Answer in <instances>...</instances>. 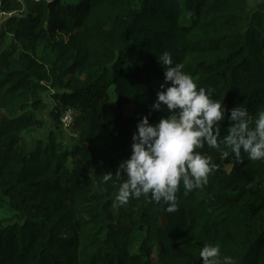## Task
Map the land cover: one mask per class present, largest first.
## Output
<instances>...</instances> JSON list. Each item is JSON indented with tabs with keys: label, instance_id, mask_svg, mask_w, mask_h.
<instances>
[{
	"label": "trees",
	"instance_id": "trees-1",
	"mask_svg": "<svg viewBox=\"0 0 264 264\" xmlns=\"http://www.w3.org/2000/svg\"><path fill=\"white\" fill-rule=\"evenodd\" d=\"M250 2L0 0L13 13L0 28V264H202L206 244L219 245L221 264H264V160L205 143L196 151L215 170L202 188L181 183L174 212L151 194L115 200L138 121L167 116L151 108L161 53L227 110L245 107L254 128L264 111V0ZM70 110L80 132L72 151L61 140ZM46 112L56 130L35 137ZM229 126L220 122L218 142ZM106 172L112 180L100 184Z\"/></svg>",
	"mask_w": 264,
	"mask_h": 264
},
{
	"label": "clouds",
	"instance_id": "clouds-1",
	"mask_svg": "<svg viewBox=\"0 0 264 264\" xmlns=\"http://www.w3.org/2000/svg\"><path fill=\"white\" fill-rule=\"evenodd\" d=\"M164 69V82L151 105L152 110L167 112L157 123L147 115L137 123L132 135L131 155L120 162L117 174L126 176L115 200L126 205L130 198L151 194L155 203L168 205L169 213L176 210L177 192L182 183L185 192L202 188L216 165L197 149L206 143L224 152L221 144L230 148L237 161L264 160V111L258 113L254 128L249 127V113L243 106L227 110L220 100L212 98L210 90L197 86L191 75L183 71V63H174L170 52L157 56ZM230 111V115H225ZM230 126L223 141L220 122ZM226 154V153H225ZM112 180V173L100 177L99 183ZM199 256L202 264H221L219 245H204ZM223 264H233L224 257Z\"/></svg>",
	"mask_w": 264,
	"mask_h": 264
},
{
	"label": "rangeland",
	"instance_id": "rangeland-1",
	"mask_svg": "<svg viewBox=\"0 0 264 264\" xmlns=\"http://www.w3.org/2000/svg\"><path fill=\"white\" fill-rule=\"evenodd\" d=\"M262 2V0H251L250 4L251 7L256 8L259 7V4ZM3 22H0V28L2 26ZM50 102V101H49ZM51 108L53 106L52 102H50ZM39 117L42 118L46 122V128L39 133L37 136L38 138L47 139L50 132L53 130H56L55 125L53 124L52 120L50 119V113L46 112L45 114H39ZM62 136L61 140L63 141V146L68 148L70 151H72V148L74 145L78 144L80 139V132L77 131L74 133L72 129L66 130L64 128L61 129ZM31 139V138H30ZM78 140V141H77ZM32 145H35V140H32Z\"/></svg>",
	"mask_w": 264,
	"mask_h": 264
},
{
	"label": "built area",
	"instance_id": "built-area-1",
	"mask_svg": "<svg viewBox=\"0 0 264 264\" xmlns=\"http://www.w3.org/2000/svg\"><path fill=\"white\" fill-rule=\"evenodd\" d=\"M37 2H40L41 0H36ZM13 14V13H12ZM12 14H6L4 12H2L1 10V3H0V22H4V20L6 19V17L11 16ZM74 111L70 110L68 111L62 119V124H63V128L66 130L71 129L73 122H74Z\"/></svg>",
	"mask_w": 264,
	"mask_h": 264
}]
</instances>
